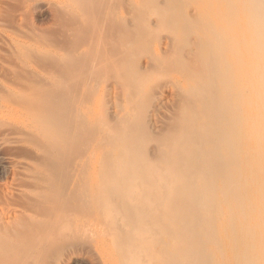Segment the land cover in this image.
<instances>
[{
    "label": "rangeland",
    "instance_id": "rangeland-1",
    "mask_svg": "<svg viewBox=\"0 0 264 264\" xmlns=\"http://www.w3.org/2000/svg\"><path fill=\"white\" fill-rule=\"evenodd\" d=\"M224 2L0 0V264H121L108 231L121 225L110 227L102 206L104 152L117 162L118 133H136L146 148L142 162L165 159L161 137L178 127L183 103L200 113L201 83L212 77L222 91L221 67L240 77L248 69L235 53L245 21L237 9L227 23L229 5H237ZM207 47L217 49V73L208 71ZM257 57L264 64V52ZM257 111L249 102L247 114ZM243 155L238 164L251 166ZM229 210L226 202L224 259L214 257L237 264L231 228L242 222Z\"/></svg>",
    "mask_w": 264,
    "mask_h": 264
},
{
    "label": "bare ground",
    "instance_id": "bare-ground-1",
    "mask_svg": "<svg viewBox=\"0 0 264 264\" xmlns=\"http://www.w3.org/2000/svg\"><path fill=\"white\" fill-rule=\"evenodd\" d=\"M229 1H236L237 6L235 9L233 3L229 5V12L226 10L229 15L225 14L230 19L225 21L228 23L235 18L245 21L242 28L244 36L241 31L240 40L237 38L240 41L237 48L240 45L242 51L235 53L239 51L242 61L248 62V69L243 70L252 73H248L249 79H244L243 70L240 77L231 74L230 68L221 67L220 76L225 86H220V82L218 88L224 87L222 91H215L216 79L211 80V77L203 81L201 96H198L201 97L198 102L202 103L200 113L192 112L191 102L183 103L178 127L161 137L166 146L165 159L157 156L159 160L142 162L146 148L140 145V136L136 133H126L125 136L118 133L116 140L121 143L118 146L116 142L113 147L119 153L117 162L113 161L115 158L110 160L111 150L104 152L106 155L103 153V158L107 159L102 160L104 169L100 171L104 187L102 206L107 222L114 221L107 224L112 227L121 225L122 231L118 227V230L113 228L119 235H114L115 231L108 228L111 239L115 237L114 246L117 244L115 249L119 251L116 253L121 264H228V261L220 263L215 259V253L224 259L219 233L222 229L226 233L229 231L228 222L220 224L226 202L231 209L228 216H234L233 222L235 219L242 222L236 226L235 221L231 228V238L236 241L231 247L236 263L264 264V164L260 163L261 159L264 161V64L262 58L257 57L259 52H264V0ZM237 9L241 14L239 16L237 12L234 18L231 15ZM223 33L224 38L230 39ZM215 38H210V41L216 42ZM224 41L223 47L226 45ZM204 50L209 52V73L219 72L217 49L207 47ZM225 63V68L230 66L229 62ZM249 102H254L259 109L255 117L247 114ZM250 118L253 122L248 130L244 126ZM199 119L201 121L197 123ZM247 140L251 143L246 148ZM242 153L249 161L244 162L251 164L247 169V165L241 163L248 171L238 164L237 159ZM161 163L164 166H160ZM238 169L247 171L241 180L242 170ZM220 193L225 197L222 198ZM113 197L120 199V207H115ZM256 221L260 223L261 230ZM218 224L220 227L215 228ZM252 237L256 239L254 244Z\"/></svg>",
    "mask_w": 264,
    "mask_h": 264
}]
</instances>
